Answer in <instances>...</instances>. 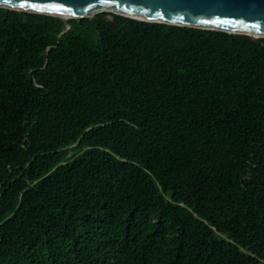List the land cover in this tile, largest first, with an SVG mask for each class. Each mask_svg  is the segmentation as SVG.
Wrapping results in <instances>:
<instances>
[{
    "label": "trees",
    "instance_id": "16d2710c",
    "mask_svg": "<svg viewBox=\"0 0 264 264\" xmlns=\"http://www.w3.org/2000/svg\"><path fill=\"white\" fill-rule=\"evenodd\" d=\"M0 264H264V38L0 8Z\"/></svg>",
    "mask_w": 264,
    "mask_h": 264
},
{
    "label": "water",
    "instance_id": "95a60500",
    "mask_svg": "<svg viewBox=\"0 0 264 264\" xmlns=\"http://www.w3.org/2000/svg\"><path fill=\"white\" fill-rule=\"evenodd\" d=\"M36 7L45 10L35 11ZM0 8L64 22L110 12L139 21L247 35L253 41V36L264 38V0H0ZM214 20L227 23H202Z\"/></svg>",
    "mask_w": 264,
    "mask_h": 264
},
{
    "label": "snow or ice",
    "instance_id": "6c2138e0",
    "mask_svg": "<svg viewBox=\"0 0 264 264\" xmlns=\"http://www.w3.org/2000/svg\"><path fill=\"white\" fill-rule=\"evenodd\" d=\"M23 6V5H22ZM35 11H44L45 9H41V8H39V7H36L35 9H34ZM56 11H59L60 9H55ZM209 22H211V23H215V24H220V23H227V21H220V20H214V21H202V23H209Z\"/></svg>",
    "mask_w": 264,
    "mask_h": 264
},
{
    "label": "bare ground",
    "instance_id": "6f19581e",
    "mask_svg": "<svg viewBox=\"0 0 264 264\" xmlns=\"http://www.w3.org/2000/svg\"><path fill=\"white\" fill-rule=\"evenodd\" d=\"M253 38H255V39H260V38H262V37H260V36H253Z\"/></svg>",
    "mask_w": 264,
    "mask_h": 264
}]
</instances>
